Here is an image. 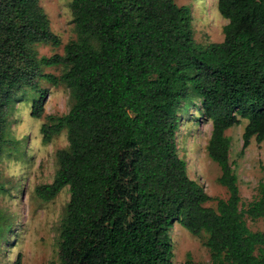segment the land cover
I'll return each instance as SVG.
<instances>
[{
	"label": "trees",
	"instance_id": "16d2710c",
	"mask_svg": "<svg viewBox=\"0 0 264 264\" xmlns=\"http://www.w3.org/2000/svg\"><path fill=\"white\" fill-rule=\"evenodd\" d=\"M70 9L78 37L63 54L38 57L36 43L58 44L39 0H0V153L18 92L33 90L35 118L47 94L39 78L64 84L73 100L40 126L43 142L63 129L68 140L53 180L34 188L47 201L69 187L57 264H173L175 221L206 233L210 255L198 262L187 253L178 264H264V230L245 220L264 219V178L243 204L225 134L240 117L242 150L264 139V0H217L227 23L223 39L207 44L193 37L190 8L174 0H71ZM190 91L211 120L206 150L226 198L207 194L178 155V109Z\"/></svg>",
	"mask_w": 264,
	"mask_h": 264
},
{
	"label": "rangeland",
	"instance_id": "374dc122",
	"mask_svg": "<svg viewBox=\"0 0 264 264\" xmlns=\"http://www.w3.org/2000/svg\"><path fill=\"white\" fill-rule=\"evenodd\" d=\"M177 5L190 8L193 37L197 43L207 44L223 39V26L227 23L217 9V0H174ZM71 0H39L51 30L58 37V44L42 41L35 44L38 57L63 54L64 45L78 37L70 9ZM63 66H41V72L59 75ZM38 85L47 88L43 99L41 117L31 116L33 90L26 88L14 97L8 116L6 142L0 153V211L7 227L0 232V264H51L58 263L60 223L69 200V187L64 186L50 200H42L34 193L39 184L50 183L58 168L56 152L68 147L67 133L63 129L50 141L41 139L40 126L47 115H63L71 104L69 88L64 84L53 85L43 78ZM182 129L177 132V151L187 163L189 177L199 182L207 194L226 198V188L217 181L219 166L207 154L206 145L211 131V120L201 108L200 99L192 92L179 109ZM247 120L229 127L225 134L230 138L229 162L237 175L241 202L255 199L258 183L264 178V139L254 137L242 150V133ZM242 150V151H241ZM206 205L215 207L214 199ZM245 220L251 230H264V219ZM172 263L178 264L189 253L193 261L210 260L205 246L207 234H191L177 221L170 229ZM264 248V245H263Z\"/></svg>",
	"mask_w": 264,
	"mask_h": 264
}]
</instances>
